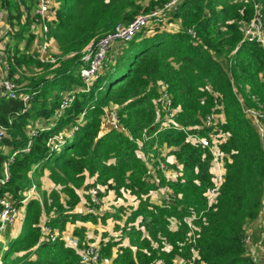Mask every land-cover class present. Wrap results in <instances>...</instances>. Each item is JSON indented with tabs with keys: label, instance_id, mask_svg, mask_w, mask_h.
<instances>
[{
	"label": "trees",
	"instance_id": "1",
	"mask_svg": "<svg viewBox=\"0 0 264 264\" xmlns=\"http://www.w3.org/2000/svg\"><path fill=\"white\" fill-rule=\"evenodd\" d=\"M5 1L20 20L15 0ZM168 1L52 0L55 17L49 34L60 56L55 68L26 53L29 35L24 48H18L24 25L10 36L9 77L30 99L24 105L21 98L0 96V126L6 129L0 177L5 163L9 173L0 194L17 209L25 208L21 229L6 244L1 264H93L82 262L60 239L40 241L43 220L60 232L74 224L79 247L91 239L77 222H113L118 236L103 235L99 243L100 259L112 264H172L176 257L191 264H264L262 259L251 261L244 246V226L264 205V134L260 137L243 111L264 104V48L244 40L241 30L256 11L264 28V0H181L160 22L164 24H150L122 43L120 54L100 68L88 89L80 76V51L90 40ZM170 24L179 26L173 30ZM71 52L75 55L69 57ZM159 81L180 107L174 117L177 127L159 129ZM67 92L75 97L58 115ZM214 93L224 115L220 129L227 134L219 144L225 176L215 210L207 207L204 196L213 184L212 155L186 140L187 134L207 135L208 129L196 126L212 112ZM112 105L123 130L103 126L105 109ZM33 129L37 133L30 136ZM29 141V150L23 151ZM164 146L180 165L179 176L167 180L157 172L154 183L149 165L155 167L158 159L167 162L161 155ZM32 185L36 188L25 200ZM91 188L100 197L110 191L126 193L137 203L100 212L91 203ZM162 188L165 198L151 201L150 193ZM82 202L93 210H76ZM191 210L200 215L195 220V259L184 221Z\"/></svg>",
	"mask_w": 264,
	"mask_h": 264
},
{
	"label": "built area",
	"instance_id": "2",
	"mask_svg": "<svg viewBox=\"0 0 264 264\" xmlns=\"http://www.w3.org/2000/svg\"><path fill=\"white\" fill-rule=\"evenodd\" d=\"M52 0H15L16 4L21 8L20 20L15 17L16 13L13 14L9 10L5 0L0 1V96L8 97L11 99L21 98L23 104L26 105L30 96L24 94L20 89V84L9 77V56L8 41L14 32L20 29L21 25L26 27L24 35L31 37L29 49L26 52L31 57L38 60L43 64H51L52 68L59 65V53L53 50L54 43L49 34L50 27L49 23L55 17V9L51 5ZM181 0H169L165 5L159 8H154L148 13H139L133 16L126 23H118L109 31L97 36L90 40L80 51V60L82 61L81 68L79 70L80 76L86 89L90 86L97 72L103 67L107 61L110 60L111 46L116 42L124 43L130 41L133 36L142 31L144 27L150 24L160 23L165 21V16L175 6L180 3ZM13 15V16H12ZM14 17V19L12 18ZM28 22L25 25V22ZM165 23V22H164ZM160 23V24H164ZM243 39L248 41H255L264 48V28L262 20L255 12L254 17L247 23L243 24L242 28ZM188 32L195 36V33L188 29ZM118 44V43H117ZM18 48L22 50L23 45H18ZM75 55V52L69 53V57ZM158 97L156 99V110L157 119L159 120L160 128L177 127L174 117L179 106H174L173 98L168 91L167 85L163 81L158 82ZM75 97V92H67L62 98L59 108L58 115H61L64 110L71 104ZM215 106L209 114L202 118L201 125L196 127H204L208 129L206 136L199 134H187L186 140L193 144H200L208 148L212 155L210 172L212 176V186L209 187L204 196L206 198L207 207L216 209L218 201V193L221 184L224 181L225 176V161L224 154L219 149V144L225 139L226 133L220 129V124L224 122L223 112L221 110L220 100L218 95L214 93ZM243 111L247 117H249L252 123L255 125L260 137L264 134V104H259L257 107H244ZM81 114V118H82ZM103 126L107 129L123 130L121 126L119 115L117 112L116 105L110 106L105 109V114L102 118ZM42 129V127L40 128ZM37 133V129H33L29 132L32 136ZM71 134V132L69 133ZM6 136V129L0 126V150H3L2 140ZM144 139L146 134L143 135ZM141 144V141H138ZM30 141L23 151H28ZM7 149H4V151ZM163 151V149H162ZM16 154L13 152L10 159ZM162 155V153H161ZM163 156V155H162ZM179 169L171 168L170 164L158 159L157 164L153 167L155 173L160 172L163 177L168 179H176L179 176ZM153 171L150 168V176ZM149 176L150 181L157 183L156 180ZM9 173L6 163L3 167V175L0 177V187L8 180ZM36 188L32 185L27 190L25 200ZM90 200L92 204L100 205V196H98V189L91 188L89 190ZM92 208L86 207L87 211ZM93 210V209H92ZM18 209L13 205L12 201L0 194V242L4 243L5 239H2V234L8 226L14 225L17 217ZM202 216V215H201ZM260 216L262 217V232L261 234L253 235L251 232L245 231L244 246L245 254L253 262L264 260V205L261 209ZM200 218L195 211L191 210L190 215L184 217V221L188 226V239L190 242L189 251L192 254V259L198 258V253L194 247L195 239L198 236L199 226L195 224V220ZM41 221L40 224V241L53 242L60 239L68 247L74 249L79 255L80 260L84 263L100 264L109 259L101 260L99 257V246L94 242H87L83 247H79V238L74 234L68 232L66 229L62 232L57 229H51L46 223ZM1 256V255H0ZM1 264V259H0ZM154 264H162L161 261H157ZM172 264H191L180 257H176Z\"/></svg>",
	"mask_w": 264,
	"mask_h": 264
},
{
	"label": "rangeland",
	"instance_id": "3",
	"mask_svg": "<svg viewBox=\"0 0 264 264\" xmlns=\"http://www.w3.org/2000/svg\"><path fill=\"white\" fill-rule=\"evenodd\" d=\"M123 46L124 45L122 43H120V42H116L114 45L111 46V50H110V54H109L110 55V60L114 61V59L117 58V56L120 54L121 49H122ZM53 47L56 48L55 46H53ZM48 124H49V122L48 123H44L43 125H48ZM138 154H139V156L144 158V155L141 152H138ZM149 167L153 171V174L150 177L152 179L156 180L157 173H155V171L153 170L152 165H149ZM157 182H158V175H157ZM42 190H43V188L42 189L40 188V193H41ZM153 193H154V191H153ZM153 193H150V199L152 201L155 200V199H152ZM112 194H111V197L113 196V198H112L113 202H110L109 204H106V206H105L104 202H103L104 198L102 196L100 198L101 199L100 200V205H99L100 207L98 206V208H96L95 210H99L100 212H103V211L114 210V209H116V208H118L120 206H123L124 208H127V207H129L128 205H130L131 202L132 203L134 202L133 200L130 199L131 197H130L129 194L124 193L121 196H117L114 193H112ZM104 196H105V194H104ZM27 198H29V197H27ZM110 198H108V200H110ZM154 198H156V197H154ZM158 198L159 197H157L158 201H162V198L161 199H158ZM108 200H107V202H108ZM104 208H107V209H104ZM260 212H261V210H260ZM260 212H259V215H258V217L256 219H254L252 221H249L248 223L245 224L244 228H245L246 232L247 231L251 232L253 235L261 234V232H262V217L260 216ZM24 215H25V208L24 207L19 208L18 211H17V217H16V221H15L14 225L8 226L5 229V232L2 234V239L3 240H4V236H5L6 237L5 239H7L9 241V239H11L12 237L16 236V234L19 233V231L21 229V226H22V221L24 219ZM112 223L113 222L109 221L106 224H102V225L98 224V225H95V226L87 223V231H86L87 238H90L91 239L90 241L96 242V240H98L101 237L102 233L107 234L109 237L118 236V232L113 230V224L114 223L113 224ZM172 225H173V223H172ZM8 241H7V243L0 244L1 248H2L1 249L2 252H0L1 256H2V253H4L3 250L6 248V244H8ZM103 264H109V263H107V262L105 263L104 262Z\"/></svg>",
	"mask_w": 264,
	"mask_h": 264
},
{
	"label": "crops",
	"instance_id": "4",
	"mask_svg": "<svg viewBox=\"0 0 264 264\" xmlns=\"http://www.w3.org/2000/svg\"><path fill=\"white\" fill-rule=\"evenodd\" d=\"M11 12H13V14H15L14 12V10L13 11H11ZM13 16V15H12ZM13 19H14V17H12ZM178 24H170V27L174 30V29H177L178 28ZM24 35V34H23ZM25 42H26V39H25V35H24V39L23 40H21V43H19V45H25ZM29 45H30V42H29ZM115 60V59H114ZM112 61V60H111ZM224 116V115H223ZM40 123V122H39ZM226 137H227V134L225 135V139H226ZM224 141V140H223ZM170 150H171V148H168V147H166V146H164L163 147V151H162V155H163V157H166V161L170 164V166L171 165H175L176 164V161H175V157H174V155H170L169 154V152H170ZM176 166V169H178V168H180V165L179 164H176L175 165ZM171 168H174L175 169V167H173V166H171ZM112 191H110V192H108L107 194L109 195H107V194H105V196H103V198H104V200H103V202H104V205L106 206V204H109L110 202H113V200H112V198H113V196L111 197V194L113 193H111ZM151 193H153V192H151ZM166 193H167V190H166V188H162V189H159V190H157V191H154V193H153V195H152V199H155V200H153V202L155 201V202H157V203H159V202H161V201H158L157 200V197H159L158 199H161L162 198V200H163V198L165 197V195H166ZM107 195V196H106ZM113 195V194H112ZM155 195V196H154ZM111 197V198H110ZM131 198V200H133V198H132V196H130ZM154 197H156V198H154ZM108 198H110V200H108ZM107 200H108V202H107ZM134 201V200H133ZM152 201V200H151ZM136 201H134L133 203L131 202V204L130 205H128V206H135L136 205ZM100 207V206H99ZM104 209H107V208H104ZM76 210H79V211H87L86 210V207L84 206V202H82L81 204H79L78 206H77V209ZM95 210V209H94ZM127 210V214H125V217H127L128 215H129V212H130V209H126ZM77 224H79V225H84L86 228H87V223H84V224H82V223H79V222H77ZM113 224V223H112ZM73 228H74V224H68L67 226H66V230L68 231V232H70V233H72V230H73ZM113 230H114V228H113ZM115 231V230H114ZM117 232V231H116ZM103 235H106V237H104L105 239H107L109 236L107 235V234H105V233H102L101 234V237L98 239V240H96V242H94V243H96L98 246H99V243H100V240L103 238ZM6 238V237H5ZM86 238H87V236H86ZM7 239H5V243H7ZM89 242H93V241H89ZM122 244L123 245H126L127 244V240H123V242H122ZM100 247V246H99ZM110 260V259H109ZM107 263H109V264H112L111 263V260L110 261H106ZM105 262V263H106ZM100 264H103V263H100Z\"/></svg>",
	"mask_w": 264,
	"mask_h": 264
},
{
	"label": "clouds",
	"instance_id": "5",
	"mask_svg": "<svg viewBox=\"0 0 264 264\" xmlns=\"http://www.w3.org/2000/svg\"><path fill=\"white\" fill-rule=\"evenodd\" d=\"M4 239H5V236H4ZM5 243V242H4ZM4 243H1V244H4ZM0 259H1V256H0Z\"/></svg>",
	"mask_w": 264,
	"mask_h": 264
}]
</instances>
